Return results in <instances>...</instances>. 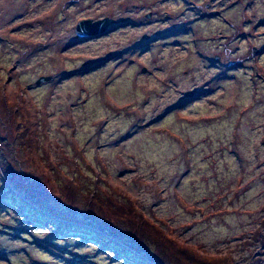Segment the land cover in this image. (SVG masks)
I'll list each match as a JSON object with an SVG mask.
<instances>
[{"label": "rangeland", "instance_id": "1", "mask_svg": "<svg viewBox=\"0 0 264 264\" xmlns=\"http://www.w3.org/2000/svg\"><path fill=\"white\" fill-rule=\"evenodd\" d=\"M194 1L0 0V264H264V0Z\"/></svg>", "mask_w": 264, "mask_h": 264}, {"label": "water", "instance_id": "2", "mask_svg": "<svg viewBox=\"0 0 264 264\" xmlns=\"http://www.w3.org/2000/svg\"><path fill=\"white\" fill-rule=\"evenodd\" d=\"M111 23H112V20H110L108 18H104L102 20H96V21H92L90 19L81 20L77 23V25L75 27V35L79 39L80 38L90 39V38H94L97 36H101V35L108 33L111 30L109 28ZM256 54H257V50L254 47L252 55H256ZM47 79H49V78L41 77L37 81V84H39L42 81L47 80ZM190 95H191V93L185 94V96H190ZM153 263L158 264L155 260Z\"/></svg>", "mask_w": 264, "mask_h": 264}, {"label": "trees", "instance_id": "3", "mask_svg": "<svg viewBox=\"0 0 264 264\" xmlns=\"http://www.w3.org/2000/svg\"><path fill=\"white\" fill-rule=\"evenodd\" d=\"M49 179V178H48ZM21 180H23V182H24V178H21ZM52 182V181H51ZM22 187H24V186H22ZM25 188V187H24ZM53 188H55V186H53ZM27 195V194H26ZM108 212H110L112 215H113V213H114V211H112V210H110V209H108ZM125 212V211H124ZM132 211H130L129 213H131ZM128 211H127V213H125V215H127L128 216ZM129 217V216H128ZM133 218V217H132ZM150 224V223H149ZM148 224V225H149ZM143 225L144 224H141V226L142 227H133V229L135 230V232L137 233L138 232V235H140V232L143 230L142 228H143ZM150 226V225H149ZM152 227V226H151ZM155 228H157L156 226H155ZM158 229V228H157ZM110 234H112V235H114V231H112V230H109L108 231ZM162 233H163V231H162ZM119 235V234H118ZM162 236V235H161ZM118 238H121L120 236H117ZM116 237V238H117ZM162 237H165L164 235L162 236ZM135 240H138V238H135ZM137 242H141L140 240H138ZM136 248L137 249H140L141 248V245H136ZM191 253L193 254V256H195V257H198V258H202V259H206L210 264H232L231 263V261H230V258L229 257H227V256H224L223 258L222 257H218V258H220V259H218V258H213V259H211L212 257H207V256H204V255H202V257L200 256V255H198V254H196V253H194V252H192L191 251ZM211 260V261H210ZM158 264H162L160 261H156Z\"/></svg>", "mask_w": 264, "mask_h": 264}, {"label": "flooded vegetation", "instance_id": "4", "mask_svg": "<svg viewBox=\"0 0 264 264\" xmlns=\"http://www.w3.org/2000/svg\"><path fill=\"white\" fill-rule=\"evenodd\" d=\"M183 1H185L186 2V4H192V6L193 7H195V8H198V7H201L202 8V6L201 5H199L198 3H196L194 0H183ZM206 5H205V12H207V10H208V8H210V4L211 3H209V2H207V3H205ZM221 10H214V11H211V12H208V13H205L204 14V16L205 17H212V16H216V15H219L220 14V18H222L223 19V16H221ZM262 21H263V23H264V17H263V19H262ZM257 50V53H260L261 52V50H259V49H256ZM252 51H253V49H252ZM219 59V57H215V60L217 61Z\"/></svg>", "mask_w": 264, "mask_h": 264}]
</instances>
